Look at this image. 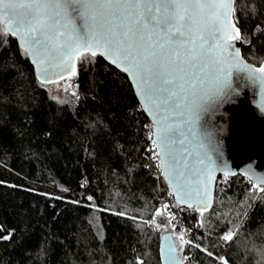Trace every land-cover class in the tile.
I'll return each instance as SVG.
<instances>
[{"label":"trees","instance_id":"trees-1","mask_svg":"<svg viewBox=\"0 0 264 264\" xmlns=\"http://www.w3.org/2000/svg\"><path fill=\"white\" fill-rule=\"evenodd\" d=\"M234 22L244 58L264 66V0H235ZM19 44L0 43V236L12 234L0 240V264H163L165 234L181 264H221L222 244L228 264H264V192L219 175L211 209L175 206L183 223L173 228L154 215L165 180L147 167L152 123L129 77L86 52L76 76L42 84ZM197 220L205 226L188 241L213 257L178 245Z\"/></svg>","mask_w":264,"mask_h":264},{"label":"snow or ice","instance_id":"snow-or-ice-1","mask_svg":"<svg viewBox=\"0 0 264 264\" xmlns=\"http://www.w3.org/2000/svg\"><path fill=\"white\" fill-rule=\"evenodd\" d=\"M234 12L235 0H0V22L7 21L0 28V43L4 37L18 36L19 46L32 57L42 84L54 82L42 67L48 56L70 65V76L77 75L73 60L86 55L82 49L90 57L107 56L113 64L123 66V71L135 78L146 109H152L148 112L155 126L149 134L153 145L150 158L159 159L157 167L166 178L170 171L175 174V184L168 179L174 188L169 194L175 197V206L183 203L194 208L191 200L201 199L203 209L195 210L203 217L211 209L206 183L211 169L205 160L227 167L220 142L207 129L223 104L238 95L231 83L232 69L246 72L254 84L264 87V66L245 64L232 43H244L240 29L230 19ZM77 20L81 21L79 29ZM169 112L177 113L179 121L170 122ZM217 127L222 135L224 128ZM205 141L211 153L204 150ZM175 145L184 147L177 152ZM197 149L203 150V157ZM188 158L195 164L187 163ZM254 189L264 192L259 184ZM154 215L164 213L157 209ZM165 218L169 223L175 220L174 215ZM151 224L157 230L162 226L155 221ZM199 226H205L203 220ZM234 235V230H229L221 239L231 243ZM11 238V233L0 236V240ZM179 239L213 257L212 251L185 240L184 233ZM216 259L228 264L223 257ZM170 260L181 264L175 257H165L164 264Z\"/></svg>","mask_w":264,"mask_h":264},{"label":"water","instance_id":"water-1","mask_svg":"<svg viewBox=\"0 0 264 264\" xmlns=\"http://www.w3.org/2000/svg\"><path fill=\"white\" fill-rule=\"evenodd\" d=\"M230 19L234 21V14L230 17ZM2 23L5 26L7 21H3ZM75 24L77 29H79L81 21L77 20ZM16 38L19 42V37L16 36ZM253 40L254 39L252 38V41ZM232 43H234L235 47L240 50V56L243 62L251 65L252 68H257L253 64L249 63L242 54V50L248 47V45L244 43H237L236 41H233ZM82 50L87 52L86 49ZM229 51L232 50L230 49ZM100 56L112 66L124 72L123 66L113 64L110 57L103 55ZM28 57L32 63V57L29 55ZM76 61L77 59L73 60L75 66ZM32 65L37 76L41 78L36 65L33 63ZM42 67H46L48 69L44 75L50 77L53 81L70 76L68 73L70 65L62 64L61 58L55 57L54 55L46 57L45 63ZM124 73L129 77L135 94L152 123L153 131L155 126L153 125L152 117L148 114V112L152 109L150 107L146 109L144 102L140 99L138 86L134 82L135 78L127 72ZM256 75L259 76L261 74L257 73ZM61 76H63V78H61ZM231 83L232 87L237 90L238 95H233L231 97V101L223 104L220 114L215 115L209 120L207 129L209 132L215 134L216 139L220 142L219 146L223 154V159L227 165V167H222L215 163L209 164V162L205 160V164H207L211 169L209 178L206 181L211 206L214 200L216 179L219 175H224L225 172H227L226 177H235L238 175L246 176L249 179L251 177V181L253 183L256 185L259 184L260 187H264V183H261V180H264V87L258 83L254 84L252 80L248 78V74L246 72H238L236 69H232ZM168 115L171 118L170 122L175 123L180 119L177 113L169 112ZM205 119H208V117ZM218 125L224 128L222 135L218 132ZM183 147L184 146L182 145L174 146L177 152H180ZM157 150L159 151V149ZM197 150L200 151L201 157H203V150ZM204 150L211 153V148L207 146V141H205ZM212 159L215 160L214 154H212ZM187 163L195 164V161L192 158H188ZM163 178L167 185L174 191V188L169 184L168 179L171 178L173 184H175L177 182L175 174L170 171L169 178H166L164 175ZM191 203H193L195 207H200L201 209L204 207L201 199L194 198L191 200ZM181 205H183V203ZM195 207L192 209L195 210ZM171 248H175V251L172 252L170 250ZM161 256L163 264L165 257H175L176 260L179 261L178 249L171 234H165L162 238ZM170 264H175V261L170 260Z\"/></svg>","mask_w":264,"mask_h":264},{"label":"built area","instance_id":"built-area-1","mask_svg":"<svg viewBox=\"0 0 264 264\" xmlns=\"http://www.w3.org/2000/svg\"><path fill=\"white\" fill-rule=\"evenodd\" d=\"M152 125V124H150ZM154 138V137H153ZM153 145H152V142H150L149 146H148V161H147V167H151L154 169V172L155 174L160 177V178H163V173H162V170L161 168L157 167V165L159 164V159H151L150 157L153 156ZM156 151H158L156 149ZM164 179V178H163ZM241 181L243 184H251V185H256L255 183H253L248 177L246 176H243V178L241 177ZM164 194H163V202L161 204V207H160V210L164 213V216H169V215H174L175 216V220H172L170 222V225L175 228L177 227L179 224H182L183 223V217L182 215L176 210V199L173 195H170L169 193L170 192H173V190L167 185L166 182H164ZM164 204H168L169 207L167 209H164L163 208V205ZM152 221H155L156 222V217L154 216L151 220H150V225ZM201 220H197L195 222V228L193 227H189L187 226L185 228V233H186V237H185V240H188L192 234L194 233V231L196 229H200L201 227L199 226V223H200ZM153 226V225H152ZM222 240V239H221ZM222 250H223V258L224 256L227 254V248L225 246V244H222Z\"/></svg>","mask_w":264,"mask_h":264},{"label":"rangeland","instance_id":"rangeland-1","mask_svg":"<svg viewBox=\"0 0 264 264\" xmlns=\"http://www.w3.org/2000/svg\"><path fill=\"white\" fill-rule=\"evenodd\" d=\"M65 86H66L65 84L60 83V84L55 85V89L56 90H59V89L64 90L66 88ZM184 239H185V236H184ZM179 241H178V245L181 246V240L179 239Z\"/></svg>","mask_w":264,"mask_h":264},{"label":"bare ground","instance_id":"bare-ground-1","mask_svg":"<svg viewBox=\"0 0 264 264\" xmlns=\"http://www.w3.org/2000/svg\"><path fill=\"white\" fill-rule=\"evenodd\" d=\"M237 43H240L239 41H236ZM182 215V214H181ZM153 218V217H152Z\"/></svg>","mask_w":264,"mask_h":264}]
</instances>
